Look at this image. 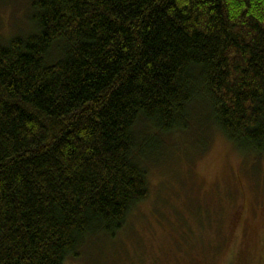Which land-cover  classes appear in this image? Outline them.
Returning <instances> with one entry per match:
<instances>
[{
  "label": "trees",
  "instance_id": "1",
  "mask_svg": "<svg viewBox=\"0 0 264 264\" xmlns=\"http://www.w3.org/2000/svg\"><path fill=\"white\" fill-rule=\"evenodd\" d=\"M28 9L0 41V264H67L121 231L149 194L140 124L199 121L264 156V0Z\"/></svg>",
  "mask_w": 264,
  "mask_h": 264
},
{
  "label": "rangeland",
  "instance_id": "2",
  "mask_svg": "<svg viewBox=\"0 0 264 264\" xmlns=\"http://www.w3.org/2000/svg\"><path fill=\"white\" fill-rule=\"evenodd\" d=\"M30 1L0 0V41L27 28ZM194 123L160 139L138 126L147 198L67 264H264V156Z\"/></svg>",
  "mask_w": 264,
  "mask_h": 264
}]
</instances>
